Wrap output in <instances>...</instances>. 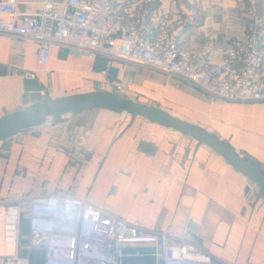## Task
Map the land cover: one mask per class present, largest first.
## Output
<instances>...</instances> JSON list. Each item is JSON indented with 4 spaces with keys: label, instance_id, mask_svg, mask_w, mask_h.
<instances>
[{
    "label": "crops",
    "instance_id": "crops-1",
    "mask_svg": "<svg viewBox=\"0 0 264 264\" xmlns=\"http://www.w3.org/2000/svg\"><path fill=\"white\" fill-rule=\"evenodd\" d=\"M38 1L19 0L17 10L34 11ZM176 1L149 5L156 19L173 22L183 45L197 49L209 28L219 46L243 37L261 0ZM36 51L35 41L0 33V117L68 94L177 85L173 76L102 53L90 57L54 44L40 64ZM182 83L189 115L156 107L212 133L264 172V100L213 98ZM47 121L0 139V206L23 196H85L133 225L195 242L220 264H264V195L206 144L144 116L104 108ZM17 251L42 264L44 250L28 245L24 228Z\"/></svg>",
    "mask_w": 264,
    "mask_h": 264
},
{
    "label": "built area",
    "instance_id": "built-area-1",
    "mask_svg": "<svg viewBox=\"0 0 264 264\" xmlns=\"http://www.w3.org/2000/svg\"><path fill=\"white\" fill-rule=\"evenodd\" d=\"M149 1L39 0L22 12L19 0H0V33L35 41L40 64L51 45L63 44L154 68L213 98L264 100V0L247 17L243 37L219 46L209 28L197 49L173 34L170 19H156ZM22 228L28 245L44 250L42 264H220L195 242L133 225L85 196H23L0 206V264H32L17 251Z\"/></svg>",
    "mask_w": 264,
    "mask_h": 264
},
{
    "label": "water",
    "instance_id": "water-1",
    "mask_svg": "<svg viewBox=\"0 0 264 264\" xmlns=\"http://www.w3.org/2000/svg\"><path fill=\"white\" fill-rule=\"evenodd\" d=\"M90 108H104L114 112L144 116L163 126L189 134L244 174L256 186L258 192L264 195V172L259 166L218 140L215 135L196 124L172 115L165 109L121 97L105 89L68 94L49 101H36L7 113L0 117V139L20 130L39 126L48 119L58 122L64 114H78Z\"/></svg>",
    "mask_w": 264,
    "mask_h": 264
},
{
    "label": "rangeland",
    "instance_id": "rangeland-1",
    "mask_svg": "<svg viewBox=\"0 0 264 264\" xmlns=\"http://www.w3.org/2000/svg\"><path fill=\"white\" fill-rule=\"evenodd\" d=\"M175 82L177 83V87L175 86L170 89H167L164 86L156 88H150L148 86L145 90L136 88L133 91H129L127 88L121 87L122 89L117 95L127 97L135 101L145 102L154 106H161L168 109L171 113L189 115L190 111L186 108V105H189L188 101L190 100L188 93H186L188 90L184 87V83H182V81L177 79ZM183 91L185 93H182ZM49 121H52V119H49L47 122ZM125 261V264H134L132 262L135 260L126 259Z\"/></svg>",
    "mask_w": 264,
    "mask_h": 264
}]
</instances>
